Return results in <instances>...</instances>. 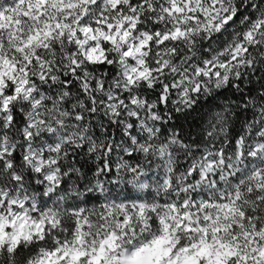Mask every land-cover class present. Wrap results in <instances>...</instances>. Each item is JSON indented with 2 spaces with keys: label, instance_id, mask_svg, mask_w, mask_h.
Instances as JSON below:
<instances>
[{
  "label": "snow or ice",
  "instance_id": "obj_1",
  "mask_svg": "<svg viewBox=\"0 0 264 264\" xmlns=\"http://www.w3.org/2000/svg\"><path fill=\"white\" fill-rule=\"evenodd\" d=\"M0 264H264V0H0Z\"/></svg>",
  "mask_w": 264,
  "mask_h": 264
}]
</instances>
